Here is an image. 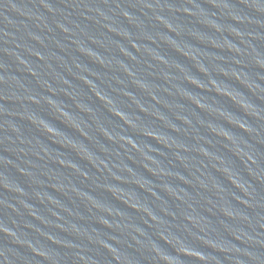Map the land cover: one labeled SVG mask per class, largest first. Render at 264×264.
<instances>
[{"label": "water", "instance_id": "95a60500", "mask_svg": "<svg viewBox=\"0 0 264 264\" xmlns=\"http://www.w3.org/2000/svg\"><path fill=\"white\" fill-rule=\"evenodd\" d=\"M0 264H264V0H0Z\"/></svg>", "mask_w": 264, "mask_h": 264}]
</instances>
